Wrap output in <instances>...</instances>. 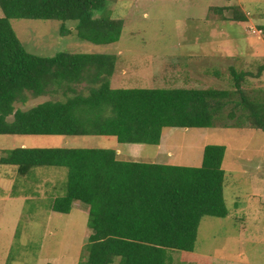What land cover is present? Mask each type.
Instances as JSON below:
<instances>
[{"label": "trees", "instance_id": "obj_1", "mask_svg": "<svg viewBox=\"0 0 264 264\" xmlns=\"http://www.w3.org/2000/svg\"><path fill=\"white\" fill-rule=\"evenodd\" d=\"M0 135L105 137L116 144L160 146L166 128L222 126L264 131V89L247 87L258 73L231 68L227 88L113 89L117 57L61 52L41 57L26 51L12 20H57L76 24L79 40L109 45L121 38L124 22L112 18L108 0H0ZM217 12H224L218 9ZM227 19V18H226ZM231 21L244 23L236 13ZM264 34V26L260 27ZM86 84L89 95L75 86ZM71 92L29 110L16 108L29 95ZM12 118V119H11ZM225 146L205 147L198 167L123 161L114 147L27 148L6 152L0 164L27 176L38 167L68 170L66 195L50 209L69 214L88 207L83 264H166L167 250L193 251L205 216L226 218Z\"/></svg>", "mask_w": 264, "mask_h": 264}, {"label": "rangeland", "instance_id": "obj_2", "mask_svg": "<svg viewBox=\"0 0 264 264\" xmlns=\"http://www.w3.org/2000/svg\"><path fill=\"white\" fill-rule=\"evenodd\" d=\"M107 8L112 18L124 22L120 40L109 45L79 40L72 22L65 24L69 35L61 34L63 22L57 20H12L11 25L26 51L37 56L115 55L113 89H223L231 84L232 67L255 76L264 66V0H108ZM236 13L247 22L231 21ZM247 81V87L264 89V72ZM75 88L89 95L86 84ZM63 91L29 95L15 107L26 111L73 96ZM224 123L206 129L166 128L160 146L116 144L93 136L0 135V159L16 147H118L120 158L128 161L198 167L206 146H225L229 214L203 217L195 249H168L166 264H264V131L234 128L228 118ZM67 182L66 168L38 167L22 176L0 164V264L85 262L92 233L88 207L76 202L69 214L50 209L66 195Z\"/></svg>", "mask_w": 264, "mask_h": 264}, {"label": "crops", "instance_id": "obj_3", "mask_svg": "<svg viewBox=\"0 0 264 264\" xmlns=\"http://www.w3.org/2000/svg\"><path fill=\"white\" fill-rule=\"evenodd\" d=\"M116 149H117V153H118V158L120 159V160H123V161H128V160H125L124 158H120V156H119V151L120 150H118V147H116ZM122 151V150H121ZM124 152V151H123ZM126 154V153H125ZM127 155V154H126ZM128 157L130 156V157H132L133 155H132V153H130V155H127ZM132 158H134V156L132 157ZM134 162V161H133ZM78 203V202H77ZM81 204V203H80ZM74 205H75V203H74ZM73 205V206H74ZM82 205H84V204H82ZM83 210H84V208H82ZM88 214H89V210H88Z\"/></svg>", "mask_w": 264, "mask_h": 264}]
</instances>
